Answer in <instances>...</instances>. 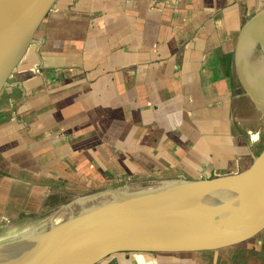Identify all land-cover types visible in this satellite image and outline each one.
Returning a JSON list of instances; mask_svg holds the SVG:
<instances>
[{"label": "crops", "instance_id": "1", "mask_svg": "<svg viewBox=\"0 0 264 264\" xmlns=\"http://www.w3.org/2000/svg\"><path fill=\"white\" fill-rule=\"evenodd\" d=\"M258 2L54 0L0 87V157L84 187L149 168L189 178L245 168L223 60L240 26L227 13L239 19ZM258 232L248 251L264 264ZM155 252L93 264H157Z\"/></svg>", "mask_w": 264, "mask_h": 264}, {"label": "water", "instance_id": "2", "mask_svg": "<svg viewBox=\"0 0 264 264\" xmlns=\"http://www.w3.org/2000/svg\"><path fill=\"white\" fill-rule=\"evenodd\" d=\"M53 2L0 0V87ZM248 38L264 60V6L243 20L232 53L237 76L256 107L253 86L242 79L238 57ZM256 108L264 117V110ZM263 227L264 149L234 173L152 176L76 195L41 221L1 237L0 264H93L120 250L215 249Z\"/></svg>", "mask_w": 264, "mask_h": 264}, {"label": "rangeland", "instance_id": "3", "mask_svg": "<svg viewBox=\"0 0 264 264\" xmlns=\"http://www.w3.org/2000/svg\"><path fill=\"white\" fill-rule=\"evenodd\" d=\"M263 6L264 0H260L257 6L255 5L252 8V12ZM225 10L229 11L227 9ZM252 12L243 13L239 19L235 14L230 16L231 13H227V15L228 19L236 16L237 24L241 25L243 20ZM237 31L233 34L232 53ZM232 53H230L229 61L228 59L226 61L223 60V65L226 67L228 77L230 78L229 115L233 135L239 140L238 144L235 141L233 148L234 154L242 156L244 164L249 165L264 149V117L257 110L248 93L245 91V88L242 86L232 62ZM206 159L210 160V158ZM24 162L26 163V161ZM215 169L211 173H206V175L220 176L236 172V167L231 161L227 167ZM152 170V168H149L145 172L135 175H123L118 179H112L111 183L98 180L94 185L91 184L90 186L84 187L76 186L65 181H54L51 177L40 176L35 172V169H24L23 166L13 164L11 159L0 157V238L15 234L41 221L56 205L76 195L107 186H113L124 181L152 176L189 178L186 175H173L174 172L155 173ZM186 172L190 174L192 172L194 173V169H186ZM262 229L264 231V227ZM259 235L261 233L257 232L240 242L221 248L158 252L157 264H237L238 262H242L240 260L243 257L246 261L255 264L259 257L257 253H251L248 249L253 250L257 247L256 240ZM244 249L248 252H245Z\"/></svg>", "mask_w": 264, "mask_h": 264}, {"label": "bare ground", "instance_id": "4", "mask_svg": "<svg viewBox=\"0 0 264 264\" xmlns=\"http://www.w3.org/2000/svg\"><path fill=\"white\" fill-rule=\"evenodd\" d=\"M249 43H251L250 38L241 44V50L238 56L239 62H242L240 64L243 70L242 79L246 84L253 86L255 100L258 103L256 107H261L264 110V60L260 57L259 50L255 49L254 45L252 44L251 46ZM257 110L259 111L258 108ZM104 198L107 199V196Z\"/></svg>", "mask_w": 264, "mask_h": 264}, {"label": "trees", "instance_id": "5", "mask_svg": "<svg viewBox=\"0 0 264 264\" xmlns=\"http://www.w3.org/2000/svg\"><path fill=\"white\" fill-rule=\"evenodd\" d=\"M16 222V221H15Z\"/></svg>", "mask_w": 264, "mask_h": 264}]
</instances>
